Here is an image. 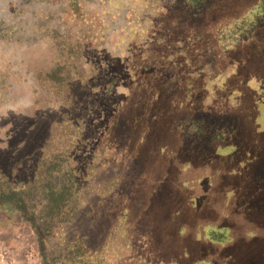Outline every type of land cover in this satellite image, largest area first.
<instances>
[{"label": "rangeland", "instance_id": "rangeland-1", "mask_svg": "<svg viewBox=\"0 0 264 264\" xmlns=\"http://www.w3.org/2000/svg\"><path fill=\"white\" fill-rule=\"evenodd\" d=\"M203 3L0 0V174L85 168L105 264H264V0ZM0 264H42L6 211Z\"/></svg>", "mask_w": 264, "mask_h": 264}, {"label": "trees", "instance_id": "trees-1", "mask_svg": "<svg viewBox=\"0 0 264 264\" xmlns=\"http://www.w3.org/2000/svg\"><path fill=\"white\" fill-rule=\"evenodd\" d=\"M204 1L206 0H196L197 5ZM222 148L225 147H216L218 150ZM215 152L226 156L221 151ZM68 164L70 161L64 164L60 155L51 156L43 170L41 169V179L38 177L31 182H12L7 176L0 174V212L18 214L33 228L42 264H58L62 258L60 256H65L68 264H105L102 247L91 249L90 237L86 231L78 228L73 231L79 215L78 207L87 199L84 185L87 172L85 168H73ZM247 198L245 195L240 196L245 210L250 211L246 208ZM245 217H248V213ZM69 227L71 232L68 231ZM60 232L64 236L70 234L65 252L56 256L53 248ZM69 256H73V259L69 260Z\"/></svg>", "mask_w": 264, "mask_h": 264}]
</instances>
